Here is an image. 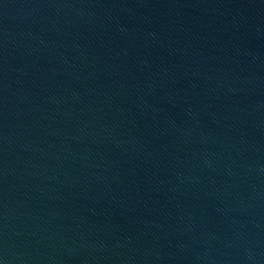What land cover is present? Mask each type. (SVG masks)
<instances>
[{
    "label": "water",
    "instance_id": "obj_1",
    "mask_svg": "<svg viewBox=\"0 0 264 264\" xmlns=\"http://www.w3.org/2000/svg\"><path fill=\"white\" fill-rule=\"evenodd\" d=\"M0 264H264V0H0Z\"/></svg>",
    "mask_w": 264,
    "mask_h": 264
}]
</instances>
